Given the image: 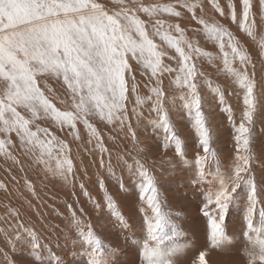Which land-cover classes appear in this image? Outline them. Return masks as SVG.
Wrapping results in <instances>:
<instances>
[{
  "label": "snow or ice",
  "instance_id": "6c2138e0",
  "mask_svg": "<svg viewBox=\"0 0 264 264\" xmlns=\"http://www.w3.org/2000/svg\"><path fill=\"white\" fill-rule=\"evenodd\" d=\"M176 4L191 12L192 19H197L196 9L200 5L190 4L187 0H176ZM112 5L108 7L100 0H0V155L16 159L13 156L16 147L14 136L22 152L46 175L58 177L75 187L79 172L73 148L68 139L52 131L54 127L70 136L72 142L92 145V149L86 148V151L98 152L101 165H104V154L107 153L106 170L114 175L112 153L105 146L104 137L94 121L120 131L127 128L135 139L136 133L132 131L129 119V92L137 93L136 78L129 63L131 57L142 63L155 78L150 95L135 96L132 114L137 119L141 118L143 112L139 109L150 102V111L156 115L151 124L154 131L163 134V147L172 146L182 163L191 166L194 182L211 177L201 208L209 225V246L220 249L232 244L225 231V219L230 206L236 205L241 192H244L247 205V230L242 233L245 237L244 254L248 264H264V208L259 209L258 225L254 220L258 205L264 204L261 198L264 176L257 177L254 172L258 158L252 149L254 114L258 107L264 108V105L256 95L255 74L253 72L250 76L248 73L249 65L255 67L250 56L226 28L216 22L198 20L203 26L202 31L219 45L225 71L234 76L243 89L245 106L238 126L233 123L237 134L231 165L226 171H221L222 166L217 165L215 172H207L206 165L216 152L211 146V132L198 94V73L193 63V54H200L201 49L185 37V29L179 24H170L158 18L164 13L180 17L181 11L176 10L173 4H145L143 0H112ZM241 5L239 27L255 39L256 20L252 14V0H241ZM259 5L264 6V0H259ZM212 6L221 16L224 15L225 8L217 0H212ZM227 7L232 21L236 22V5L230 2ZM140 13L153 21L150 26L141 19ZM153 37H159L179 54L178 69L164 63L167 53L161 50ZM259 43L264 49V39ZM226 47L228 51H225ZM236 62L240 65L239 69L233 67ZM173 72L177 73L175 84L188 90L180 99L192 118L203 152L198 153L193 161L183 159L182 141L164 106L165 94L160 77ZM49 79L61 85L63 96L56 95L48 84ZM213 91L223 103L224 94L218 88ZM53 100L58 101L61 107H57ZM43 122L51 127L42 126ZM81 126L87 139L81 135ZM142 151L144 149H137L138 157ZM138 157L134 158L133 164L125 161V165L139 179L142 205L139 211L148 221L141 264H175L183 250L164 242L183 235L174 220L179 213L168 209L156 177ZM97 183L105 188L102 181ZM28 186L35 193L30 181ZM0 187L4 185L0 184ZM79 188L84 190L85 184L79 182ZM105 202L109 215L124 221L116 200L106 188L105 195L97 203L102 211ZM68 207L72 208L71 205ZM12 215L19 217L20 213L15 211ZM83 216L82 210L78 213L73 209L70 224L79 233L80 241L90 246L93 253L91 264H105L102 253H107L108 249ZM12 240L15 241L13 247L16 244L26 245L40 259L42 244L36 230L20 225ZM207 254L206 250L199 251L193 264H208Z\"/></svg>",
  "mask_w": 264,
  "mask_h": 264
},
{
  "label": "rangeland",
  "instance_id": "374dc122",
  "mask_svg": "<svg viewBox=\"0 0 264 264\" xmlns=\"http://www.w3.org/2000/svg\"><path fill=\"white\" fill-rule=\"evenodd\" d=\"M226 1H218L222 8L226 7L223 17L213 6L212 8L206 7L207 13H204L205 8L203 11L202 7H198L196 16L209 23L217 22L232 33L243 50L250 51L247 53L249 56L251 55V63L255 67L253 69L250 65L248 73L250 76L253 72L257 73H254L257 84L256 95L260 103L264 105V49H261L259 43L261 39H264V15L263 11H259L261 8L263 10L264 6L257 5L254 10L256 12L253 16L256 24L254 26L255 39H253L239 27L241 0ZM100 2L105 3L108 7L113 6L112 0H100ZM230 2L236 5L238 16L236 22L232 21L230 9L227 7ZM194 4L201 6L200 3ZM205 5L207 6V4ZM176 8L187 13L179 4ZM139 15L149 26L153 22L145 14L140 13ZM199 19L188 23L184 29L185 37L195 47L201 49L200 54H193V63H195L198 73L196 78L198 94L201 98L207 126L211 132V146L216 152V156L210 158L206 165V171L215 172L217 165L222 166L221 171H226L235 156L234 137L237 133L233 123L235 122L238 126L241 121L245 107L243 89L236 78L225 71L223 53L219 49V45L202 31L203 26L198 23ZM173 35L177 34L173 33ZM153 39L160 45L161 50L167 53L164 63L178 69L179 54L168 47L166 42L161 41L159 37H153ZM228 50L226 47L225 51ZM168 57H176V59ZM129 63L137 85V93H132L131 90L129 92V119L132 123V131L136 133L135 139L131 137L127 128L120 131L116 127L94 121L104 137L105 146L112 153L111 167L115 174H110L106 170L108 166L107 153L104 154V165H101L98 152L86 151V148L92 149V145L72 142L71 137L65 132H60L52 127V131L61 138L68 139L71 143L74 159L78 163V183L73 187L58 177L46 175L38 166L32 165L35 173H28L31 180H24V183L20 185L8 180L3 184L4 187H0V264H91L93 253L90 246L80 241L79 233L70 224V214L73 209H76L78 213L82 210L85 222L91 224L97 236L104 242L108 249L107 253H102L105 264H141L148 221L139 211L142 206L139 200V179L132 175L125 165V161L127 164H133L134 158L138 157L137 149H144L139 152L138 158L156 177L157 186L168 209L179 213V216L174 217V220L183 235L164 242L165 245L173 244L183 250L175 264H193L199 251L205 250L208 253L206 256L208 264H248L244 254L245 237L242 236V233L247 230L246 193L241 192L239 202L230 206L225 219V231L232 240V244L220 249L210 247L208 242L209 225L207 219L202 215L201 208L205 200V193L210 188L211 177L208 180L194 182L191 166L182 163L172 146L163 147V134L154 131L151 124L156 115L155 112L150 111L152 107L150 102L139 109L143 112L141 118L137 119L132 114L131 107L135 103V96L137 94L141 97L150 95V88L155 86V78L151 77L150 71L146 70L142 63L131 57ZM233 67L239 69L240 65L236 62ZM176 75V72L164 73L160 77L161 87L165 94L164 106L182 141L185 153L183 159L193 161L198 153L203 154V152L199 136L193 127L192 118L183 107L184 101L180 99L181 95H186L188 90L175 84ZM129 83L131 85L132 82L129 81ZM48 84L56 92V95H64L58 82L49 79ZM217 88L224 94L223 103L220 101V96L213 91ZM53 102L57 104V107H61L58 101L53 100ZM230 116L231 118H229ZM43 126L51 127L49 123ZM252 129V149L258 158L254 164V172L257 177H261L264 176V108L258 107L254 114ZM81 135L87 139L86 131L82 126ZM15 142L16 149H13V156L16 159L13 166L15 168L22 166L21 168H23V164H20L23 160L19 156L25 154L22 152L18 140ZM16 154H19L18 157ZM1 156L6 159L5 156ZM29 181L34 186L35 193L29 188ZM97 181H102L107 192L114 197L125 217L124 221L109 215L106 202L102 205L103 211L101 207H97V203L105 195V188H101ZM79 182L85 184L84 190L79 188ZM261 198L264 199V194H261ZM68 205H71L72 208H69ZM260 208H264V204L258 205L257 213L254 216L257 225L260 221ZM15 211H19V217L12 215ZM20 225L33 228L38 232L42 244L39 251L40 259H37V253L30 251L26 245L16 244L13 247L15 241L12 240V237Z\"/></svg>",
  "mask_w": 264,
  "mask_h": 264
},
{
  "label": "bare ground",
  "instance_id": "6f19581e",
  "mask_svg": "<svg viewBox=\"0 0 264 264\" xmlns=\"http://www.w3.org/2000/svg\"><path fill=\"white\" fill-rule=\"evenodd\" d=\"M188 2H191L190 4H194V3H200L202 10L205 11L204 13H207L206 11V7L208 8H212V0H187ZM219 0H217L218 2ZM223 2H227L226 0H223ZM110 3V2H109ZM143 3L145 4H149V3H160V4H173L175 7H177L178 4H176V0H143ZM219 3V2H218ZM253 3V9H252V14H255L256 11L255 8H257V5H259V0H252ZM112 4V3H111ZM203 4V5H202ZM207 4V6L205 5ZM234 4V3H233ZM260 6V5H259ZM181 7V6H180ZM226 8V7H225ZM264 8V7H263ZM185 9V8H184ZM176 10H179L178 8H176ZM187 11V13H184L183 11H181V16L180 17H172L167 13H164L162 15H160L158 18L159 19H163L166 20L168 23L170 24H179L181 28L184 29L185 26H188V23L191 22H195V19H192V13L189 12L187 9H185ZM226 10V9H225ZM197 11V9H196ZM260 12L263 11V15H264V9L262 10V8L259 10ZM219 15V14H218ZM217 15V16H218ZM198 19L199 17L196 16ZM223 17V16H222ZM177 19V20H176ZM212 19V18H209ZM218 19V17H217ZM224 19V18H223ZM216 20V19H215ZM220 20V17H219ZM221 21V20H220ZM224 22V21H223ZM226 22V21H225ZM197 23V22H196ZM211 23V22H210ZM217 23V22H216ZM248 52V51H247ZM250 53V51L248 52ZM249 55V54H248ZM251 56V55H250ZM259 58V57H258ZM254 59V58H253ZM254 61V60H253ZM264 65V64H263ZM250 66V65H249ZM254 69V68H253ZM261 69V68H260ZM255 70H257L255 68ZM249 71V69H248ZM252 71V70H251ZM255 73V72H254ZM260 74V72H258ZM257 74V73H255ZM262 77V76H261ZM47 122H43V125H46ZM14 141L16 140L15 137L13 136ZM76 144V143H75ZM78 148V147H77ZM16 149V148H15ZM15 151V150H14ZM98 154V153H97ZM19 155V154H18ZM18 155L16 154V157H18ZM4 157V156H3ZM15 157V156H14ZM19 158L21 160H23L20 164H23V168H21L19 166V168H15L14 165V160L11 158L6 157V159L2 158V156L0 155V184H4L6 181L10 180V182H14V184L16 185H20L21 183H24V180H31L30 175H28L29 172H34L35 170H33L32 165H35L31 159L29 157H27L26 155H21L19 156ZM18 158V159H19ZM76 158V157H75ZM19 165V164H18ZM15 169V170H14ZM39 169H41L39 167ZM39 171V170H38ZM39 177V176H38ZM34 180V179H33Z\"/></svg>",
  "mask_w": 264,
  "mask_h": 264
}]
</instances>
